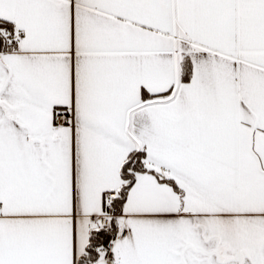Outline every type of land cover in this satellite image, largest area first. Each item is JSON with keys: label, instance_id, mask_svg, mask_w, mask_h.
<instances>
[{"label": "snow or ice", "instance_id": "1", "mask_svg": "<svg viewBox=\"0 0 264 264\" xmlns=\"http://www.w3.org/2000/svg\"><path fill=\"white\" fill-rule=\"evenodd\" d=\"M0 264H264V0H0Z\"/></svg>", "mask_w": 264, "mask_h": 264}]
</instances>
